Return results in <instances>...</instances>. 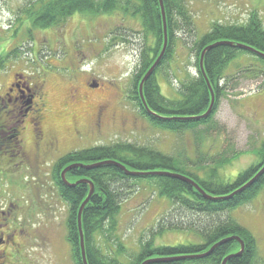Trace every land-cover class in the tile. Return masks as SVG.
Masks as SVG:
<instances>
[{
	"label": "rangeland",
	"instance_id": "1",
	"mask_svg": "<svg viewBox=\"0 0 264 264\" xmlns=\"http://www.w3.org/2000/svg\"><path fill=\"white\" fill-rule=\"evenodd\" d=\"M29 1L0 0V94L9 86L14 72L29 76L28 80L45 92L47 110H54L63 118L55 127L61 148L52 151L43 146L41 149L49 154H44L41 162L30 155V160L23 165L25 171L12 175L2 173L0 198L11 199L19 207L20 216L43 221L37 231L39 240L28 241V248H34L35 264H75L73 247L67 242V206L52 175L54 164L67 152L130 141L173 155L183 154L192 162V171L196 170L194 164L210 163L209 167L216 166L223 182H232L239 173L260 161L255 151L260 150L264 141V76L247 75L257 64L254 56L242 54L228 63L225 69L228 78L220 82L224 92L214 117L220 127L207 135L201 134L196 140L188 131L177 134L153 127L139 114L131 98V74L142 43L137 19L116 12L92 18L75 13L65 25L56 27V33L34 28L27 32L24 9ZM187 1L196 35L206 31L213 20L242 22L254 9L264 25V0ZM123 22L124 25L120 24ZM129 27L136 31H130ZM175 35L174 54L164 70L169 77L161 72L158 75L162 92L170 98L176 95L178 79L185 76V68L191 74L196 73L194 53L189 49L193 32L178 30ZM85 64L92 65L90 71L83 70ZM91 76L99 83L97 88L88 84ZM99 106L104 109L97 125L93 118ZM78 112L81 115L75 117ZM0 136H9L8 131L1 132ZM24 138L31 139V134L27 132ZM235 152L238 154L230 157ZM226 155L228 161L217 166V161ZM197 173L204 175L201 170ZM8 180L9 190L3 189ZM148 187L145 190L134 186L121 202L111 239L95 236L105 253L112 255L115 242H121L128 248L124 255H119L125 261L128 252L137 251L139 241L151 235L155 245L201 242L200 231L217 222L235 219L255 237L256 261L264 264V185L251 200L212 214L176 208ZM161 220L176 221L183 228H166L152 234Z\"/></svg>",
	"mask_w": 264,
	"mask_h": 264
},
{
	"label": "trees",
	"instance_id": "2",
	"mask_svg": "<svg viewBox=\"0 0 264 264\" xmlns=\"http://www.w3.org/2000/svg\"><path fill=\"white\" fill-rule=\"evenodd\" d=\"M162 2L167 44L162 57L142 86L146 105L151 112L145 108L139 97L138 84L158 56L163 44V22L159 0H30L24 9L25 22L28 23L27 32H30L33 28L45 29L65 25L67 19L75 13L92 18L116 12L137 19L142 43L139 45L137 65L131 74V98L139 114L153 127L177 134L188 131L197 140L201 138V134L207 135L209 131L220 127L214 117L224 92V85L220 82L228 78L225 69L230 61L242 54L252 55L256 58L257 64L247 75L254 77L260 73L264 76V57L239 46V43H243L264 53V25L258 11L254 9L242 22L213 20L206 31L196 35L195 22L189 8L191 6L187 0H162ZM120 24L124 25V22ZM129 29L136 31L131 27ZM178 30L188 34L193 32L194 38L189 49L194 53L196 73L191 74L185 68V76L178 79L176 95L170 98L162 92L158 75L161 72L164 77H169L164 70L168 68L169 61L173 57L175 33ZM120 38L125 39L123 35ZM215 42L220 43L206 49L203 55L205 76L214 90L215 101L210 114L197 119V116L207 110L210 103L209 89L199 67V56L207 45ZM169 81L167 80L168 83ZM237 154L238 152H235L230 157ZM255 154L260 157L257 164L239 173L232 182H223L216 166L211 168L208 162L205 166L202 162L194 164L196 170L192 171V162H188L190 159L187 160L188 158L186 159L183 154L173 155L130 141L121 140L116 141L115 144H100L67 152L54 164L52 175L58 193L67 206L66 227L73 247V261L75 264H83L77 230V212L90 187L87 182L72 186L64 184L60 171L72 163L87 165L102 162L92 168L74 166L65 173V178L69 182L87 179L94 185V191L81 212L88 264H141L146 259H152L146 264H221L226 255L239 250L240 244L237 240L230 239L217 245L206 256L192 258H178V256L202 253L218 240L230 235H238L243 240L244 248L239 255L227 259L226 264H258L255 237L248 228L235 219L217 222L204 232L200 231L201 242L155 245L151 235L148 239L140 240L138 250L129 251L125 261L120 259L119 255H124L128 248L121 242H115L116 250L109 255V252L105 253L99 247L95 237L98 234L107 239L112 238L121 202L127 198L134 186L145 190L150 186L158 197L166 198L172 206L197 213H217L251 200L264 185V171L241 192L230 197L225 196L248 181L264 164V141ZM228 159L227 155L223 156L217 161V166L227 162ZM118 163L123 164L134 174L125 173ZM200 170L204 175L197 173ZM165 172H176L190 177L212 197L203 196L187 181ZM166 228H183V226L176 221L165 223L161 220L152 234L161 233Z\"/></svg>",
	"mask_w": 264,
	"mask_h": 264
},
{
	"label": "flooded vegetation",
	"instance_id": "3",
	"mask_svg": "<svg viewBox=\"0 0 264 264\" xmlns=\"http://www.w3.org/2000/svg\"><path fill=\"white\" fill-rule=\"evenodd\" d=\"M39 30L57 32L56 27ZM28 78L23 73L14 72L9 86L0 94V135L5 131L9 134L0 136V179L3 177L2 173L12 175L25 171L23 165L26 160H30V155H33V160L41 162L42 156L49 154L47 150L58 151L61 148L55 127L63 118L58 112L56 115L54 110H47L45 92ZM92 82L95 83L96 80L91 76L89 83H86L91 85ZM71 104L76 106L72 102ZM103 109V106H99L94 113L93 122L97 125ZM80 115L81 112H78L75 117ZM27 132L31 134V139L24 138ZM43 146L47 150L41 149ZM37 171L39 170L28 172ZM8 183L9 180L3 189L9 190ZM37 205L38 203L35 206ZM19 210L11 199L6 196L0 198V264H35L32 257L34 248H28V241L39 240L37 231L39 226H43V221L20 216ZM67 242L70 246L69 239Z\"/></svg>",
	"mask_w": 264,
	"mask_h": 264
},
{
	"label": "water",
	"instance_id": "4",
	"mask_svg": "<svg viewBox=\"0 0 264 264\" xmlns=\"http://www.w3.org/2000/svg\"><path fill=\"white\" fill-rule=\"evenodd\" d=\"M159 4H160V9H161V15H162V22H163V44H162V47H161V50L158 54V56L155 58L154 62L151 64V66L147 69V71L145 72L144 76L142 77V79L140 80L139 84H138V94H139V97L143 103V105L145 106V108L151 112L149 109H148V106L146 105V102H145V99H144V95H143V90H142V86H143V82L144 80L152 73V71L154 70L155 66L157 65V63L159 62L160 58L162 57L163 53H164V50L166 48V44H167V28H166V20H165V13H164V7H163V2L162 0H159ZM220 42H215L213 44H210V45H207L200 53V58H199V67H200V70L205 78V81H206V84L208 86V89H209V93H210V103H209V106L207 108V110L202 113L201 115L197 116V119L199 118H204L206 117L207 115L210 114V112L212 111V107H213V104H214V101H215V94H214V90L208 80V78L205 76V72H204V68H203V55H204V52L206 49H208L209 47L211 46H214V45H217L219 44ZM239 46L242 47V48H245V49H249V50H252L253 52L261 55L262 57H264V53L261 52V51H258L256 49H254L253 47L249 46V45H246V44H243V43H239ZM90 86L92 87H97L98 86V83L95 82V83H92ZM102 162H97V163H91V164H81V163H72V164H69V165H66L60 172V176L62 178V181L64 184L68 185V186H72V185H75L77 183H80V182H87L89 184V191H88V194L87 196L84 198V200L81 202L79 208H78V212H77V230H78V238H79V247H80V253H81V260H82V263L83 264H88L87 263V260H86V256H85V247H84V234H83V230H82V226H81V212H82V209L84 207V205L87 203V201L89 200L91 194L93 193L94 191V185L92 183V181L90 180H87V179H79V180H76L74 182H69L66 178H65V173L72 167L74 166H83V167H86V168H92V167H95V166H98L99 164H101ZM118 165L125 171V173L127 174H134V172L132 171H129L123 164H120L118 163ZM264 171V164L260 167V169L248 180L246 181L243 185H241L239 188H236L235 190H233L230 194H228L227 196L225 197H230L238 192H241L244 188L248 187L250 184H252L256 178L262 174V172ZM169 175H173L175 177H178L182 180H185L187 181L188 183H190L199 193H201L203 196H208L206 194V192L199 186V184L197 182H195L193 179H191L190 177L188 176H185L183 174H180V173H176V172H173V173H169V172H165ZM230 239H235L239 242L240 244V248L237 252H233V253H230L228 255H226L223 260H222V263L221 264H226V261L227 259H229L230 257H233V256H236V255H239L242 251H243V248H244V243H243V240L238 236V235H230V236H226L220 240H218L217 242H215L214 244H212L206 251L202 252V253H199V254H193V255H189V256H178V258H192V257H202V256H206L208 254L211 253V251L217 246V245H220L222 244L223 242H226ZM149 261H152V259H146L144 260L141 264H146L148 263Z\"/></svg>",
	"mask_w": 264,
	"mask_h": 264
},
{
	"label": "clouds",
	"instance_id": "5",
	"mask_svg": "<svg viewBox=\"0 0 264 264\" xmlns=\"http://www.w3.org/2000/svg\"><path fill=\"white\" fill-rule=\"evenodd\" d=\"M91 67H92L91 64H85V65L83 66V70H84V71H90V70H91Z\"/></svg>",
	"mask_w": 264,
	"mask_h": 264
}]
</instances>
